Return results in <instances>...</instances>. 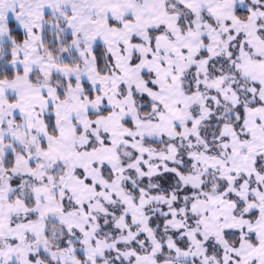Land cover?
<instances>
[{
	"label": "snow or ice",
	"instance_id": "1",
	"mask_svg": "<svg viewBox=\"0 0 264 264\" xmlns=\"http://www.w3.org/2000/svg\"><path fill=\"white\" fill-rule=\"evenodd\" d=\"M0 264H264V0H0Z\"/></svg>",
	"mask_w": 264,
	"mask_h": 264
}]
</instances>
